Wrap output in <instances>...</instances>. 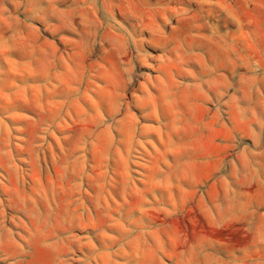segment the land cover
Here are the masks:
<instances>
[{
    "label": "rangeland",
    "instance_id": "rangeland-1",
    "mask_svg": "<svg viewBox=\"0 0 264 264\" xmlns=\"http://www.w3.org/2000/svg\"><path fill=\"white\" fill-rule=\"evenodd\" d=\"M262 150L264 0H0V264H178L211 157Z\"/></svg>",
    "mask_w": 264,
    "mask_h": 264
},
{
    "label": "clouds",
    "instance_id": "clouds-1",
    "mask_svg": "<svg viewBox=\"0 0 264 264\" xmlns=\"http://www.w3.org/2000/svg\"><path fill=\"white\" fill-rule=\"evenodd\" d=\"M256 155L264 158V150L253 154L252 161L235 160L232 164V154L211 157L217 164L223 162L227 180H217L216 189L200 199L197 210H183L175 218L179 229L171 255L178 264H210L209 252L214 249L209 248L213 243L209 237L230 240L233 234L242 232L244 236L252 234V244L264 243V181L253 185L254 179L259 180L253 165H264V159L256 160Z\"/></svg>",
    "mask_w": 264,
    "mask_h": 264
}]
</instances>
